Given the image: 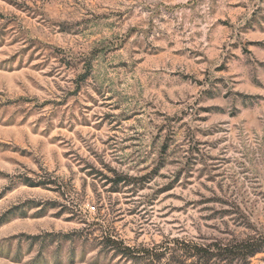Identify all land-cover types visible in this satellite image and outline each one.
I'll return each instance as SVG.
<instances>
[{
    "label": "rangeland",
    "instance_id": "374dc122",
    "mask_svg": "<svg viewBox=\"0 0 264 264\" xmlns=\"http://www.w3.org/2000/svg\"><path fill=\"white\" fill-rule=\"evenodd\" d=\"M250 238L264 0H0V264H264L219 255Z\"/></svg>",
    "mask_w": 264,
    "mask_h": 264
},
{
    "label": "trees",
    "instance_id": "16d2710c",
    "mask_svg": "<svg viewBox=\"0 0 264 264\" xmlns=\"http://www.w3.org/2000/svg\"><path fill=\"white\" fill-rule=\"evenodd\" d=\"M262 242L259 241V239H246L241 240L237 244H234L233 246H224L223 248H220V251L226 258L231 257H242V258H250L254 256L257 253H260L264 251V246H262ZM144 252H148L147 249L143 250ZM172 255V254H171ZM212 252H209L204 247L197 246V245H184L181 244L180 247L177 248V252L175 253V256L180 259H182V262H184L187 259H190L191 257L197 258V259H209L212 256ZM163 256H160L158 260L160 261Z\"/></svg>",
    "mask_w": 264,
    "mask_h": 264
}]
</instances>
